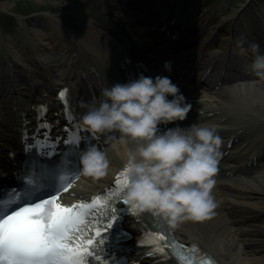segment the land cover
Masks as SVG:
<instances>
[{
  "label": "clouds",
  "instance_id": "clouds-1",
  "mask_svg": "<svg viewBox=\"0 0 264 264\" xmlns=\"http://www.w3.org/2000/svg\"><path fill=\"white\" fill-rule=\"evenodd\" d=\"M164 68L170 72L171 63ZM250 70L264 79V55L257 52ZM102 96L98 106L86 105L81 123L94 135L119 133L114 139L125 150L126 205L159 215L172 227L211 216L217 207L213 191L222 156V139L215 126L193 123L161 129L185 121L192 109L167 76L141 73L134 80L104 88ZM79 159L84 177L102 178L110 171L106 152L96 146L82 150Z\"/></svg>",
  "mask_w": 264,
  "mask_h": 264
},
{
  "label": "bare ground",
  "instance_id": "bare-ground-1",
  "mask_svg": "<svg viewBox=\"0 0 264 264\" xmlns=\"http://www.w3.org/2000/svg\"><path fill=\"white\" fill-rule=\"evenodd\" d=\"M146 3L147 7L149 3L148 1H146ZM9 5L10 3L8 0L2 2V6L4 8H8ZM72 6L76 15L79 17L85 15L84 9L81 10L79 6ZM103 7L107 10V14H110L115 18L117 17L118 23L121 24L123 28L122 34L128 44L133 45L141 52H148L151 49H162V44H160V41L152 35L150 29L136 24L139 22L138 17L134 15L135 12L125 3L118 2L117 0H114V2L107 0L103 3ZM150 8L152 7L149 6V8L145 9V11L150 10ZM184 15L185 14L179 15L181 17H178L177 21L183 20ZM52 19L53 21L58 20L54 15ZM155 20L157 22L159 21L158 18ZM51 28L55 31L57 29L56 36H50V34L53 33V30L52 33L50 29L45 32L53 38V40L49 43L45 42V48H40L36 43L27 41L29 43V50H26L25 48L28 44H25L26 42H24L23 46L20 47L21 49H18L11 46L9 43H4L1 39L0 47L2 46L7 50L12 51V54L18 61L19 70H26L27 67H30L38 75L42 73L39 69L42 68V65H44L47 68V72H50L52 75L55 74V70L61 71V66L64 64V61L71 56L82 55L84 60L90 59L95 61L117 55V52L108 48V44L106 42L99 39V44L92 42L93 45L87 44L88 46L84 47L86 52L90 53V57L87 58L85 57L83 50L78 45H74L72 43L71 36L62 32L58 25L53 24ZM185 28L179 30V35L182 34ZM196 30L197 27L195 26L189 30V33L194 34ZM207 32V35H203L200 31L199 34L203 37L202 41H207L212 34L210 33L211 31ZM24 35L28 37V33H24ZM58 41L60 42V45H57ZM51 42H53L52 45H50ZM51 48L57 50V53H52ZM0 58L4 59L3 55H0ZM7 62L8 61H6V63ZM228 63V60H226V64ZM35 68L38 70L36 71ZM10 81L13 82L15 80L10 79ZM237 88L238 92L236 93V101L241 102L240 104L243 103L249 109L254 111V113L251 112L250 114H254V116L252 115L253 119L248 118L244 120V122L248 123L249 121H256V127H258L260 131L259 136H264V80H260L259 82L252 84H238ZM10 111L11 115L15 116L17 108H14L13 106ZM234 119L238 120V115H236ZM259 136L257 135L256 137ZM130 147H135V145H130ZM124 151V148L118 143H116L115 148H113L112 145V147H109L106 150L111 170L115 169L116 165L120 164L118 162L123 163L125 160ZM111 172L112 171H109L107 175H110ZM238 186L243 193L240 194L241 198L237 200L238 208L243 210V218H249L252 222H256L247 225L246 237L238 239L235 235V230L229 228L226 222H223L226 228L223 226L221 228H216L215 226L210 227V225L214 222H217V224L220 223V220L217 221V216L214 213L207 219L201 221H186L179 224L175 228L179 235L203 242L208 249L220 258L223 264H264V172L256 177L245 180ZM213 195L215 196L216 203L223 199L221 192L216 187H214ZM201 223L204 224L200 225ZM130 226L138 233H141L144 230L143 223L137 221V218H132ZM149 261L150 262H147V264H176L168 257H164L159 261Z\"/></svg>",
  "mask_w": 264,
  "mask_h": 264
},
{
  "label": "snow or ice",
  "instance_id": "snow-or-ice-1",
  "mask_svg": "<svg viewBox=\"0 0 264 264\" xmlns=\"http://www.w3.org/2000/svg\"><path fill=\"white\" fill-rule=\"evenodd\" d=\"M65 94L62 91L60 98L63 99ZM79 142L77 135L64 141L69 146ZM44 147L51 149V145ZM71 155L74 151L69 147L63 161L44 166L43 174L49 181L45 186L30 188L23 198L0 202V264H91L90 257L100 260L97 249L103 243V234L117 222L119 212L125 211L117 206V200L127 181L122 171L115 179L114 190L107 196L98 195L89 202L63 206L58 195L51 193L67 190L69 177L59 176V190L56 177L58 168L68 163ZM73 178H78V174ZM45 195L51 198L44 199ZM123 204L126 205L124 201ZM129 211L136 213L134 207ZM156 251L162 253L164 248L159 247Z\"/></svg>",
  "mask_w": 264,
  "mask_h": 264
},
{
  "label": "rangeland",
  "instance_id": "rangeland-1",
  "mask_svg": "<svg viewBox=\"0 0 264 264\" xmlns=\"http://www.w3.org/2000/svg\"><path fill=\"white\" fill-rule=\"evenodd\" d=\"M4 1L5 0H0V18L2 19V22H3V20H5L3 22V25L6 28V30H8L10 32L8 36H10V35L12 36V34L14 32L13 27L15 25V21L10 19L9 17L5 18L4 16H6V14H9V13L16 14L17 12L29 13L31 11L36 12V10H42V9H44V10L36 12L33 15L45 13V12H47V10L55 12V10L59 9V11H61V14H66L68 11H71L70 5L65 4V2H63L62 0H8L10 3L8 8H6V7L4 8L2 6V2H4ZM219 1L220 0L216 1L213 5H217V3H219ZM16 16L19 17V15H17V14H16ZM31 27L35 29L34 25H30V28ZM28 30H29V28H28ZM30 31H31V29H30Z\"/></svg>",
  "mask_w": 264,
  "mask_h": 264
}]
</instances>
